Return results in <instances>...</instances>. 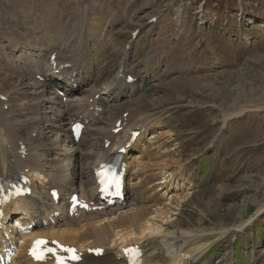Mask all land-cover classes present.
Wrapping results in <instances>:
<instances>
[{
	"label": "rangeland",
	"instance_id": "obj_1",
	"mask_svg": "<svg viewBox=\"0 0 264 264\" xmlns=\"http://www.w3.org/2000/svg\"><path fill=\"white\" fill-rule=\"evenodd\" d=\"M146 1L0 0V92H14L7 102H12L15 123L28 126L29 118L19 115L30 112L40 129L48 130L41 104L32 106L37 98L23 94L24 85L19 82L24 55L38 61L40 50H48V43L53 47L51 40L56 37L49 40L47 26L54 24L50 28L59 35L71 23V15L78 22L86 15L94 17L92 22L86 19L85 29L76 27L71 46L77 48L84 36L87 51L106 52L100 59L103 68L96 78L97 88L101 91L111 85L104 90L117 93V98L118 89L124 87V82L115 78L122 63L130 65L133 75L140 72L137 91L129 98L112 99L110 113L104 115L100 128L133 112L151 118L159 129L157 136L161 131L171 133L166 152L180 161L184 178L195 186L188 192L191 198L180 207L177 220L198 234L229 231L209 242L213 243L206 245L204 255L189 264H264V212L256 214L264 202V108L222 120L227 110L248 109L249 102L264 106V0H152L144 9ZM46 6L47 16L52 11L51 16L47 26L43 21L40 26ZM74 7L94 8V12L75 13ZM136 30L139 33L134 39ZM101 36L98 45L95 37ZM31 37L36 42L30 44ZM12 38L21 44L18 48H14ZM44 57L40 62L49 67V55ZM149 75L150 81L143 82ZM118 82H123L122 87ZM44 106L48 107L44 103L42 112L50 111ZM40 136L38 131L31 138ZM46 137L43 133L42 139ZM148 141L152 147L161 142L151 140V136ZM91 146L97 149L93 141ZM91 146L84 143L78 149L91 151ZM179 171L180 167L172 168V172ZM173 182L183 185L176 178ZM38 193L45 196L46 191ZM61 194L63 197L66 192ZM132 198L141 202L145 195ZM243 221H251L250 226L236 232Z\"/></svg>",
	"mask_w": 264,
	"mask_h": 264
},
{
	"label": "bare ground",
	"instance_id": "obj_2",
	"mask_svg": "<svg viewBox=\"0 0 264 264\" xmlns=\"http://www.w3.org/2000/svg\"><path fill=\"white\" fill-rule=\"evenodd\" d=\"M144 4L145 9L151 6L152 0L146 1ZM47 8L49 7L46 6L44 9L42 20H39L40 26L42 21L47 26V18L51 16L52 11L48 12L47 16ZM72 11L75 13L80 11L83 13L89 12L90 14L94 12V8L79 9V7H74ZM101 13L103 14L104 11ZM89 18L91 22L94 20V17L86 15L83 22H78L76 16L71 15V23L64 27L59 35L58 33L56 35L55 30L50 28L55 26L54 24L47 26L49 40L56 37L51 40L53 47L48 43L47 46H50L48 50H40L38 61H35L32 56H27L28 54L24 55L26 56L23 58L25 67H23L24 72L21 77L18 76L20 78L19 82L24 85L23 94L37 98L32 100V106L41 104L40 112L46 117L48 130L40 129L38 119L30 112L26 115L24 113L19 115L20 118H29L28 126H24V123L21 122L15 123L12 108L3 99L5 97L8 100V97L13 96L14 92L8 95L0 92V182H6L10 179L17 181L21 175H26L32 181L33 196H37L38 189L46 191L43 200V193L38 196V200L34 201H30V197L27 196L13 201L5 208L8 215L7 222L18 217V220H30V222L36 223L34 232L24 238V245H21L14 264H36L27 256L28 249L36 237L48 238L50 241L61 245L77 247L84 254L83 264H126L122 250L128 246L142 247L144 264L192 263V261L200 259L204 255L206 245L213 243L209 242L219 240L229 231L211 232L208 235L198 234L195 231L185 229L182 222L177 220L180 207L190 197L191 193L188 192L193 190L195 186L192 180L187 181V178H184L180 161L174 159L173 156L170 157L169 153L166 152L165 148L168 147L166 139L171 136V133L161 131L157 136L159 132L157 124H152L151 118L149 119L142 113L133 112H130L129 117L126 119L121 117V120L128 121L127 128L122 133L114 134L118 120L111 123L107 128H100L103 124L104 115L109 110L106 109L99 117H95L96 109L100 108L99 106L102 107L101 98H103L101 96L100 100L96 99L101 92L97 88L96 78L100 76L99 72L103 68L100 59L104 58L106 52L92 49L94 53L92 54L87 51L84 36L81 37L77 48L71 46L77 32L76 27L80 25L85 29ZM100 19L98 18V20ZM74 22L76 23L75 27H73ZM98 38L102 40V36L95 37V43L99 45ZM12 42L14 48L21 45L14 39ZM34 42H36L35 38L31 37L30 44ZM45 53L49 55L50 59L56 55L57 69H54L53 63L51 68L50 66L46 68L44 62H40V59L44 61ZM124 63L126 65V62H123L120 70L124 69L123 71H126L130 65L128 64L124 68ZM177 64L178 62L175 66ZM57 70L60 71L59 75L56 74ZM37 76L43 77L45 81L39 82L34 79ZM178 80L182 81L181 79ZM76 85L77 89L74 90ZM62 87L65 88L67 95L65 102L62 97L56 96L55 93ZM127 87L118 89L120 94L117 99L120 97L129 98V94L137 91L135 85H127ZM78 92L81 93L80 97H74ZM125 94L126 96H124ZM49 95L52 96V100L48 102L47 97ZM44 103L48 107L44 106L43 109L50 110L46 113L42 112ZM6 106H9L8 110H5ZM255 106L257 105L249 102L248 109H237L238 111L234 113L227 110L223 115V119H221L226 122L233 117L246 114L244 112L247 110L253 111L260 110V107L264 108L261 105H258L257 108ZM50 115L54 116L53 120L50 119ZM85 121H90V123L83 131L79 142L76 143L72 134V127L77 122ZM20 124L23 125L22 129H17ZM138 127L142 129L140 130L142 133L128 147L131 132L137 131ZM38 131L41 132L40 139H42L43 133L47 135L43 139H47V142L37 143L35 139L31 138ZM51 135L56 136V139L52 140ZM149 136H151V140L161 141L160 144L150 146L148 144L150 143L148 141ZM91 141L97 145V149H93ZM83 143L90 145L92 147L91 151L80 153L75 148L82 147ZM107 143H110L109 147H106ZM121 148H127L125 161L128 163L129 168L126 199L129 204L124 207L116 206L107 211L91 213L90 215L83 213L70 217L68 204H65L66 199L64 196L67 194L68 199H70L72 195L80 194L81 198L88 201L96 197L95 171L102 162L114 157ZM50 153L57 156L55 160L61 161L62 164L52 163L49 160L51 156H48ZM88 160L92 162L89 163ZM175 167H180L179 174L172 172V168ZM175 174H177L176 179L180 178L183 184L180 187H175L173 183ZM166 175H168V179ZM163 177L166 179L164 182ZM35 183H38L39 186L37 187ZM54 189H58L60 193L66 192L63 197L61 194L60 202L58 206H55L56 210L48 207L49 203L52 204L50 192ZM135 192L134 196L142 194L145 195V198L141 202L137 199L132 200L131 196ZM37 206L43 213H38L35 209ZM52 206L54 207L53 204ZM256 212V214L264 212V202L258 206ZM56 213H60V216H54ZM243 222L236 226V232L245 231L250 226L248 224L251 221L249 223L247 221ZM45 224H47L46 227ZM10 228L9 225L6 230L7 233ZM11 236L14 239L13 235ZM1 238L2 232L0 231ZM98 248L105 250V254L100 258L88 254L90 250Z\"/></svg>",
	"mask_w": 264,
	"mask_h": 264
},
{
	"label": "snow or ice",
	"instance_id": "obj_3",
	"mask_svg": "<svg viewBox=\"0 0 264 264\" xmlns=\"http://www.w3.org/2000/svg\"><path fill=\"white\" fill-rule=\"evenodd\" d=\"M39 245H44L46 242L45 241H38L37 242ZM65 251H67V250H65ZM77 257H75V256H73V259H76ZM58 264H63V262L62 261H58Z\"/></svg>",
	"mask_w": 264,
	"mask_h": 264
}]
</instances>
